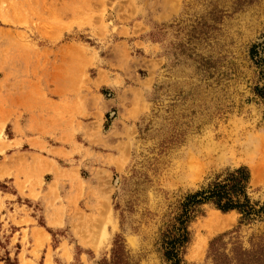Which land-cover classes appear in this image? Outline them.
Segmentation results:
<instances>
[{"label": "rangeland", "instance_id": "1", "mask_svg": "<svg viewBox=\"0 0 264 264\" xmlns=\"http://www.w3.org/2000/svg\"><path fill=\"white\" fill-rule=\"evenodd\" d=\"M239 2L0 0V193L22 195L0 216V264H99L116 237L134 264H165L185 197L240 166L264 202L248 53L264 0ZM239 222L203 205L183 260L213 264L224 234L227 252L264 240V221Z\"/></svg>", "mask_w": 264, "mask_h": 264}, {"label": "trees", "instance_id": "2", "mask_svg": "<svg viewBox=\"0 0 264 264\" xmlns=\"http://www.w3.org/2000/svg\"><path fill=\"white\" fill-rule=\"evenodd\" d=\"M247 1L250 0H240L239 3L241 5ZM248 53L257 75L253 93L264 108V42L252 44ZM249 182L248 168L240 166L226 170L222 178L219 176L206 187L186 196L175 217V225L171 233L165 234L161 241L160 251L164 263L187 264L183 256L190 242L188 226L200 214L203 205H209L223 214L237 212L240 215V224L264 221V202L260 204L251 200L248 194ZM224 235L213 239L209 244L207 258H211L213 264H264V240L248 249L238 245L232 246L227 252V245L222 242ZM4 263L12 262L6 257ZM99 264H134V262L123 239L116 237L110 257L102 259Z\"/></svg>", "mask_w": 264, "mask_h": 264}, {"label": "crops", "instance_id": "3", "mask_svg": "<svg viewBox=\"0 0 264 264\" xmlns=\"http://www.w3.org/2000/svg\"><path fill=\"white\" fill-rule=\"evenodd\" d=\"M13 177V176H12ZM10 176H4L3 179H8V178H12ZM22 195L20 194V192L17 191L16 194H11V193H6V192H1L0 193V199H3V206L0 208V216H4L5 219H7L8 221H10V218L8 217V214H12L14 211V204H16L17 206V211L20 212V207L22 206L21 204H19L16 200L17 198H20ZM25 197H28L27 199L31 202L37 200V199H40L42 200V197H37V198H32L30 196H25ZM12 202H15V203H11ZM1 202V201H0ZM8 206V207H7ZM13 206V208H12ZM7 210V211H6ZM44 214H46V210L44 211ZM43 214V216H44ZM19 218H27L25 217L24 215L22 214H18L17 217L15 218V220L19 219ZM29 219L34 220V218L32 217H29ZM44 220H46V217L44 218ZM48 221V220H46ZM45 221V224L48 225V222ZM12 221H11V225H12ZM24 224L20 225L19 227L22 228ZM39 228H42V227H39ZM29 230H31L32 228H28ZM21 230H24V228L22 229H15L13 231V233H17L19 235V237L21 238ZM12 233V234H13ZM29 233V232H28Z\"/></svg>", "mask_w": 264, "mask_h": 264}, {"label": "bare ground", "instance_id": "4", "mask_svg": "<svg viewBox=\"0 0 264 264\" xmlns=\"http://www.w3.org/2000/svg\"><path fill=\"white\" fill-rule=\"evenodd\" d=\"M14 6H15V4H14ZM264 151V150H263ZM257 170V169H256ZM253 171H255V170H253ZM257 171H259V170H257ZM253 180V179H252ZM234 215V214H233ZM228 216V215H227ZM224 218V217H223ZM230 218H227V219H221V220H227V222L226 223H223V225H227V223L232 219V217H231V219L229 220ZM95 221V220H94ZM210 223V222H209ZM216 223V222H215ZM230 224V223H229ZM96 225V224H95ZM219 225H220V223H219ZM216 226V225H215ZM100 228V227H99ZM201 243V242H200ZM200 243H198V244H200ZM198 246V245H197ZM201 247V246H200Z\"/></svg>", "mask_w": 264, "mask_h": 264}]
</instances>
